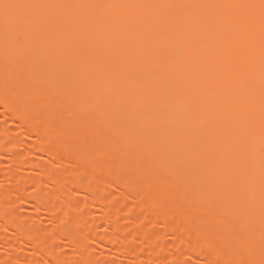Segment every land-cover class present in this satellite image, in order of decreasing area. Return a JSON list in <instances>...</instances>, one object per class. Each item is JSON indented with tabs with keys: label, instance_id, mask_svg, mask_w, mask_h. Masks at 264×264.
Returning a JSON list of instances; mask_svg holds the SVG:
<instances>
[{
	"label": "bare ground",
	"instance_id": "obj_1",
	"mask_svg": "<svg viewBox=\"0 0 264 264\" xmlns=\"http://www.w3.org/2000/svg\"><path fill=\"white\" fill-rule=\"evenodd\" d=\"M0 118V264H168L181 243L175 264H264V0H0ZM94 204L104 232L79 221Z\"/></svg>",
	"mask_w": 264,
	"mask_h": 264
},
{
	"label": "rangeland",
	"instance_id": "obj_2",
	"mask_svg": "<svg viewBox=\"0 0 264 264\" xmlns=\"http://www.w3.org/2000/svg\"><path fill=\"white\" fill-rule=\"evenodd\" d=\"M0 125L1 126H8V122L6 120H4L3 118H0ZM14 131H18V129L16 127H13ZM22 138L21 141H24L28 144H31L34 141V137L30 136V135H22L20 136ZM21 149L23 152L27 151V147L26 146H21ZM7 163V157L5 155H1L0 156V165H4ZM52 170H59L58 166H53ZM20 174L22 177L24 178H33L36 177L38 175V171L37 170H30L28 168H22L20 169ZM2 181H0L1 184ZM117 185V186H116ZM3 187L5 189H11V188H16L19 192H26V191H30L31 187L30 185L26 182V181H8L7 183L3 184ZM42 189L44 191V193H49V192H62V193H66V194H70V190L67 187H53L52 185H49L47 182H44L42 184ZM106 190L110 193V199L108 200V204L113 205L117 202H119V200L116 198L115 194H117L118 192H127L130 190V187L124 184H114L112 187H106ZM79 199L81 200L82 198L79 197ZM13 214H15V216L18 218V220L23 221L25 224V228L30 231L31 233H33V235H37L45 230H48L51 227L50 222L45 219V217L43 216H38L36 214V212L34 211V209L30 206H22L21 204H19V207H15L13 208ZM99 209H98V205L94 204V205H89L87 207H85V212L82 214H78L79 217V221L81 223H83L84 225L92 223L93 225V230L94 231H98V232H104V227L98 223L95 222V220H97V218H99ZM37 217V219H34ZM118 225L120 228V238L124 239L127 243L129 244H133V245H140L137 237L135 235H133V232H137L139 230V226L138 225H134V222L132 220H129L127 218H123V220L118 221ZM147 229L152 230V231H161L162 230V240L166 241V242H170L175 244L176 243V239L174 237V234L171 232H165L164 229L162 228L161 223H156L153 225H150ZM5 235L9 238H15V234L10 230V229H6L4 231ZM6 237V238H7ZM54 244L56 247L60 248L61 250L66 251L67 253L71 252L70 247L67 245L66 240L64 238H58L53 240ZM88 244H91L90 241H86ZM159 245L158 241H151L150 243H145L144 244V248L145 249H153V250H158L157 247ZM22 250L24 251V254L26 255L29 252V249L26 248L24 245H20ZM108 248V247H107ZM185 248V245L183 243L176 245L175 249H174V253H173V258H171V260L169 261L168 264H175V262L178 261V258H183V256L180 257H175L176 253H180L181 251H183ZM159 256L166 259L169 256L168 252H161L159 250ZM93 255L101 260V259H106V264H112L114 260L113 256H108L105 257L103 251L100 248H96L93 251ZM10 256H7L4 251L2 249H0V259L5 260L6 262L11 261L10 260ZM140 258H143V256H141ZM141 261V260H139ZM189 262V264H193V260L188 259L187 260ZM18 264H24L22 261V258H18ZM179 262H183V259L178 261Z\"/></svg>",
	"mask_w": 264,
	"mask_h": 264
}]
</instances>
